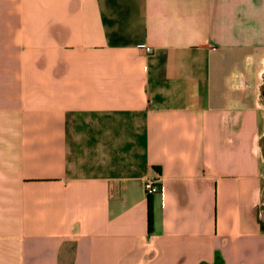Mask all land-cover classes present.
I'll use <instances>...</instances> for the list:
<instances>
[{
  "label": "crops",
  "instance_id": "0c3cea01",
  "mask_svg": "<svg viewBox=\"0 0 264 264\" xmlns=\"http://www.w3.org/2000/svg\"><path fill=\"white\" fill-rule=\"evenodd\" d=\"M0 264H264V0H0Z\"/></svg>",
  "mask_w": 264,
  "mask_h": 264
},
{
  "label": "built area",
  "instance_id": "2783aa9c",
  "mask_svg": "<svg viewBox=\"0 0 264 264\" xmlns=\"http://www.w3.org/2000/svg\"><path fill=\"white\" fill-rule=\"evenodd\" d=\"M146 51L148 53H151L152 49L146 48ZM143 187H144L146 195H148V196H153L155 194H159L163 189L162 182L160 181L159 176H156V177L147 176V177H145Z\"/></svg>",
  "mask_w": 264,
  "mask_h": 264
},
{
  "label": "trees",
  "instance_id": "16d2710c",
  "mask_svg": "<svg viewBox=\"0 0 264 264\" xmlns=\"http://www.w3.org/2000/svg\"><path fill=\"white\" fill-rule=\"evenodd\" d=\"M153 207L151 202V196H149L148 199V226H149V232H152V226H153Z\"/></svg>",
  "mask_w": 264,
  "mask_h": 264
}]
</instances>
